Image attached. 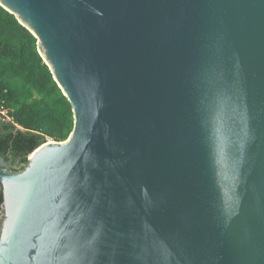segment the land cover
Returning a JSON list of instances; mask_svg holds the SVG:
<instances>
[{
    "label": "water",
    "instance_id": "95a60500",
    "mask_svg": "<svg viewBox=\"0 0 264 264\" xmlns=\"http://www.w3.org/2000/svg\"><path fill=\"white\" fill-rule=\"evenodd\" d=\"M0 5L74 116L0 157V264H264V0Z\"/></svg>",
    "mask_w": 264,
    "mask_h": 264
},
{
    "label": "trees",
    "instance_id": "16d2710c",
    "mask_svg": "<svg viewBox=\"0 0 264 264\" xmlns=\"http://www.w3.org/2000/svg\"><path fill=\"white\" fill-rule=\"evenodd\" d=\"M73 129L72 106L42 58L37 38L0 5V157H12L13 171L20 172L37 149L68 140ZM2 203L0 194V225Z\"/></svg>",
    "mask_w": 264,
    "mask_h": 264
},
{
    "label": "built area",
    "instance_id": "2783aa9c",
    "mask_svg": "<svg viewBox=\"0 0 264 264\" xmlns=\"http://www.w3.org/2000/svg\"><path fill=\"white\" fill-rule=\"evenodd\" d=\"M2 114H3V115H6V111H2Z\"/></svg>",
    "mask_w": 264,
    "mask_h": 264
}]
</instances>
